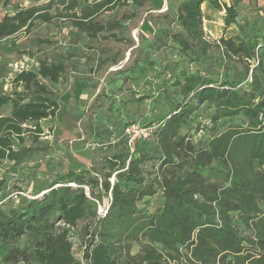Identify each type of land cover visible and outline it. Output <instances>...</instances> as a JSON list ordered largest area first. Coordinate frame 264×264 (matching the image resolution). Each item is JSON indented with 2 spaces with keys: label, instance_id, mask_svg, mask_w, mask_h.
Segmentation results:
<instances>
[{
  "label": "trees",
  "instance_id": "trees-1",
  "mask_svg": "<svg viewBox=\"0 0 264 264\" xmlns=\"http://www.w3.org/2000/svg\"><path fill=\"white\" fill-rule=\"evenodd\" d=\"M12 1L0 0V7ZM153 1L94 0L63 17L78 34L106 40L101 32L120 24L107 25L100 19L104 11L131 4L134 10L120 14L131 19ZM166 1L161 17L167 36L182 55L207 66L173 80L179 97L170 100V110L148 126L151 132L134 143L132 152L125 138L117 152L90 167L56 174L28 196L17 189L11 206L1 202L2 261L264 264V26L250 31L239 21L241 0H178L173 14L171 0ZM204 3L224 13L215 42L202 30ZM50 5L4 14L0 39L28 29L35 19L49 21L51 16L40 10ZM76 7L79 0L65 5L69 11ZM231 25L235 32L225 35ZM147 61L139 48L132 63ZM38 63L36 70L16 72L12 90L0 93V161L13 166L32 150L22 145L23 133L32 132L35 141L43 133L39 121L59 108L45 80L58 81L66 68L62 61ZM202 105L211 110L210 124L197 122L193 132L204 133L193 140L188 125ZM98 107L92 105L93 112ZM2 184L0 178V189Z\"/></svg>",
  "mask_w": 264,
  "mask_h": 264
},
{
  "label": "rangeland",
  "instance_id": "rangeland-1",
  "mask_svg": "<svg viewBox=\"0 0 264 264\" xmlns=\"http://www.w3.org/2000/svg\"><path fill=\"white\" fill-rule=\"evenodd\" d=\"M69 1L13 0L0 7L1 18L20 8H43L48 2L51 4L48 9L40 10L51 16L49 21L35 19L28 29L0 39V93L12 90L11 80L16 72L36 70L38 60L62 61L66 68L58 81L45 80L47 87L57 96L59 108L53 116L39 121L43 133L35 141L32 132L23 133L22 145L32 148L29 156L14 166L0 161V178H3L0 203L8 201V206L18 193L17 189L27 196L37 193L56 174L90 167L95 161L117 152L125 139L122 131L125 124L148 127L157 122L170 110V100L179 97L173 80L181 78L183 73L207 66L203 61H193L182 55L167 36L161 17L169 6L166 0H155L152 6L136 10L131 19L120 16L122 10H134L131 4L104 11L100 19L107 25L115 21L120 24L101 32L108 36L106 40L78 34L70 21L63 17L68 12H79L81 6L94 0H79V7L71 11L65 9ZM177 3L178 0L170 1L171 14ZM149 7L151 9L145 11ZM203 11L204 36L207 41L215 42L222 34L224 13L204 7ZM239 21L250 31L262 30L264 0H247ZM172 26L177 28L174 24ZM234 30L231 25L225 35L233 34ZM139 48L146 53L148 61L133 64ZM214 56L220 60L217 51ZM261 56L264 62V49ZM109 58H114L113 63L107 61ZM92 105L99 106L96 112H93ZM210 113L211 110L202 105L192 115L188 130L193 134V140L201 138L204 133L193 132L196 123L208 126ZM33 124L27 123L30 128ZM145 167L150 168L151 163H146ZM102 200L106 205L107 197ZM4 250L0 247V264H33L29 260L4 262L1 260ZM136 250L132 248V252Z\"/></svg>",
  "mask_w": 264,
  "mask_h": 264
},
{
  "label": "built area",
  "instance_id": "built-area-1",
  "mask_svg": "<svg viewBox=\"0 0 264 264\" xmlns=\"http://www.w3.org/2000/svg\"><path fill=\"white\" fill-rule=\"evenodd\" d=\"M127 146L130 150V152L133 151L134 143L141 138H145L149 135L151 132L150 127L141 126L137 123H130L126 125L123 129ZM98 210L100 213H104V206H98Z\"/></svg>",
  "mask_w": 264,
  "mask_h": 264
},
{
  "label": "crops",
  "instance_id": "crops-1",
  "mask_svg": "<svg viewBox=\"0 0 264 264\" xmlns=\"http://www.w3.org/2000/svg\"><path fill=\"white\" fill-rule=\"evenodd\" d=\"M222 1L226 2L227 4L230 3V0H222ZM239 4L242 5V6H245V5L247 4V0H241V1L239 2ZM203 7H204L206 10H209V8H207V6H206L205 3L203 4Z\"/></svg>",
  "mask_w": 264,
  "mask_h": 264
}]
</instances>
